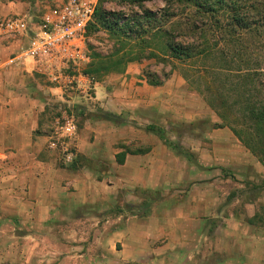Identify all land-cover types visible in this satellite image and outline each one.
<instances>
[{
  "label": "crops",
  "instance_id": "0c3cea01",
  "mask_svg": "<svg viewBox=\"0 0 264 264\" xmlns=\"http://www.w3.org/2000/svg\"><path fill=\"white\" fill-rule=\"evenodd\" d=\"M64 1L0 0V20L38 24ZM29 39L0 30V264H264L263 163L215 117L209 149H187L195 162L146 128L205 121L198 93L176 74L152 85L131 63L104 76L93 101L72 106L32 59L5 66ZM63 105L81 111L72 163L48 148ZM231 177L245 189L219 184ZM171 189L167 211L120 223L121 204L139 207Z\"/></svg>",
  "mask_w": 264,
  "mask_h": 264
},
{
  "label": "trees",
  "instance_id": "16d2710c",
  "mask_svg": "<svg viewBox=\"0 0 264 264\" xmlns=\"http://www.w3.org/2000/svg\"><path fill=\"white\" fill-rule=\"evenodd\" d=\"M129 1L144 6V0ZM175 1L188 11L185 23L168 7L144 8L143 14L127 18L98 4L89 32L104 29L120 46L109 56L95 53L84 72L100 81L144 58L177 61L189 86L216 112L215 128L228 127L264 165V0ZM179 30L186 35L182 39L176 35ZM169 77L166 73L164 79L148 78V82L162 85ZM146 128L177 153L196 161L195 154L173 142L162 127ZM154 194L149 200H155Z\"/></svg>",
  "mask_w": 264,
  "mask_h": 264
},
{
  "label": "built area",
  "instance_id": "2783aa9c",
  "mask_svg": "<svg viewBox=\"0 0 264 264\" xmlns=\"http://www.w3.org/2000/svg\"><path fill=\"white\" fill-rule=\"evenodd\" d=\"M94 0H66L49 8L38 24L32 25L27 17L0 20V30L5 34L29 33L28 45L17 55H12L5 66L21 67L32 59L39 73L65 94L77 93L87 103L95 97L99 82L84 72L88 57L84 42L88 26L94 21ZM71 105V103H70ZM60 106L61 114L55 118L48 148L59 153L62 160L72 163L76 158V141L79 121L73 105Z\"/></svg>",
  "mask_w": 264,
  "mask_h": 264
},
{
  "label": "rangeland",
  "instance_id": "374dc122",
  "mask_svg": "<svg viewBox=\"0 0 264 264\" xmlns=\"http://www.w3.org/2000/svg\"><path fill=\"white\" fill-rule=\"evenodd\" d=\"M94 1L96 2V6L98 4H101L107 10L120 11L121 13L125 14L127 18H130L137 14L139 15L143 14L144 8L152 10V11H159L161 9H164L165 7H168V9H170L175 15H177L176 19H182V23H185L187 21V17L185 13H188V11L183 10L184 6L178 4L177 1L175 0H168L170 1V3L167 2V0H144L142 2L144 6H141L139 3L134 4L130 2L129 0H94ZM180 31L181 30L177 31L176 35L179 39H182L186 35L185 33L180 32ZM116 39L117 38L112 36L110 32L104 29L92 30L90 32L88 30L86 34V40L84 42L85 53L88 57V60L86 64L84 65V69L89 66V64L93 60L95 53L101 54L103 56H109L115 53L117 48L120 46L117 43ZM131 63H139L142 65V74L145 76L147 80L148 78L152 80L164 79V75L166 73H170L169 78H171L173 75L176 74L185 81L186 86L188 87L189 90H191L192 92L198 93V91L194 90L193 88L189 86L188 82L185 80V78L182 75L181 65L175 60H171L169 58H166L165 60H162L159 58H144L141 61H134V62L128 63L127 67ZM198 94L200 95L202 100L205 101L203 96L200 93ZM72 95H73L72 99L75 100L76 102L75 104L72 102L71 105L75 106V105L81 104V102H84V104H88L77 93H73ZM59 108L60 107H58V109ZM65 109L68 110L67 105ZM74 111L77 117L79 118L81 111L80 110H78V112L76 110ZM207 111L208 112L206 113V116L204 118L205 121L200 120L199 122H196L194 124L185 122L180 127H174V125H171V124L165 125L164 128H165V132L167 136L173 141L180 142L186 149H189L196 155L198 154L197 153L198 148L209 149L208 144H209V141L211 143V140L208 139L209 133H207V130L212 127V123L209 122L208 120L211 121L214 117H215V121H218L219 119H218L216 112L209 105H208ZM54 113H55V117L61 114L60 111L59 112L54 111ZM136 127L141 128L139 127V125H136ZM53 129L54 128H52V130ZM142 135H145V134H142ZM157 138L160 139L158 136ZM210 150H211L210 153L213 154L214 150L212 148ZM241 179H242L241 177H239V179H236V177L234 178L231 177L229 182L224 181V182H220L219 184L221 186H225L226 188L227 187L230 188L231 191L233 192L234 191L240 192L242 189L243 190L245 189L243 187L242 188L239 187V184H240L239 181ZM248 187H249L248 192L249 191L250 192L247 195H243V196H245V198L248 197V200H249L253 198L256 193L253 190L252 185ZM221 193H222V190H221ZM174 195H175V190L171 189L169 191L163 192L162 195H160L159 193L154 194L153 198L155 199V201L153 202L152 205H145L143 203L139 207H134V206L130 207L128 205L126 206V203H123L118 209H115V210L122 216L120 223L123 224L126 221L127 216L131 213L138 215L140 217H143L150 213L153 214L155 212L159 213V212L167 211L169 209V205L171 201L173 200ZM150 196L152 195L151 194L145 195V199H144L145 203L149 201ZM232 205L233 207H239L238 203L237 204L232 203Z\"/></svg>",
  "mask_w": 264,
  "mask_h": 264
}]
</instances>
